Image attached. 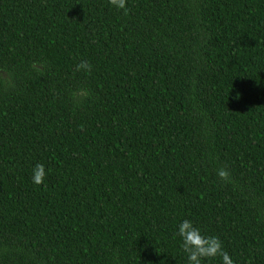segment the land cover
I'll use <instances>...</instances> for the list:
<instances>
[{
  "label": "trees",
  "instance_id": "16d2710c",
  "mask_svg": "<svg viewBox=\"0 0 264 264\" xmlns=\"http://www.w3.org/2000/svg\"><path fill=\"white\" fill-rule=\"evenodd\" d=\"M127 7L0 0V264H264V0Z\"/></svg>",
  "mask_w": 264,
  "mask_h": 264
},
{
  "label": "clouds",
  "instance_id": "9594fccd",
  "mask_svg": "<svg viewBox=\"0 0 264 264\" xmlns=\"http://www.w3.org/2000/svg\"><path fill=\"white\" fill-rule=\"evenodd\" d=\"M108 2L115 9L123 10L125 15L129 13L128 0H108ZM76 67L77 70H91V65L87 61H81ZM50 171L51 169L46 168L45 164L36 163L31 170L32 183L41 185ZM217 175L223 180L229 179V173L223 168ZM175 227V236L179 238L187 264H212L217 258L220 264H236L234 256L224 248L219 235L207 234L193 219H182Z\"/></svg>",
  "mask_w": 264,
  "mask_h": 264
}]
</instances>
